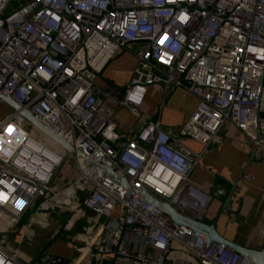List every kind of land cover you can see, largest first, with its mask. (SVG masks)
<instances>
[{
    "label": "built area",
    "instance_id": "built-area-1",
    "mask_svg": "<svg viewBox=\"0 0 264 264\" xmlns=\"http://www.w3.org/2000/svg\"><path fill=\"white\" fill-rule=\"evenodd\" d=\"M133 45L132 76L114 96L95 79ZM263 74L264 0H0V92L76 151L66 155L44 133L36 139L40 130L18 111L0 120V264H22L2 233L20 223L41 188L51 192L55 168L66 156L72 157L73 174L61 190L82 193L81 205L105 218L118 208L121 226L155 250L117 245L114 264H165L174 245L192 264H254L208 244L83 156L111 166L135 189L201 214L204 202L190 198L186 185L201 152L182 140L205 150L230 122L254 148L264 147ZM178 85L197 98L178 132H167L159 119L118 130L117 108L139 118L150 86ZM53 156L57 164L39 179L40 164L50 166ZM92 245L91 238L76 250L83 255Z\"/></svg>",
    "mask_w": 264,
    "mask_h": 264
},
{
    "label": "crops",
    "instance_id": "crops-1",
    "mask_svg": "<svg viewBox=\"0 0 264 264\" xmlns=\"http://www.w3.org/2000/svg\"><path fill=\"white\" fill-rule=\"evenodd\" d=\"M135 48L133 45L132 49L120 51L106 63L101 72L106 80L100 87L121 96L136 63ZM196 100L183 85L168 90L150 86L139 118L125 107L117 108L118 130L135 129L141 121L159 119L167 132H178L193 112ZM182 141L191 150L201 152L199 165L189 173L186 185L188 196L205 204L201 214L190 208H183L182 212L206 223L215 221L224 237L261 249L264 245V147L254 148L230 122L223 125L205 150L190 138ZM60 173L57 172L52 182L51 192L36 197L34 212L29 211L30 206L19 224L2 233L7 247L17 252L22 264H114L115 248L121 244L155 253L127 227L121 226L118 208L105 218L82 206L83 196L64 198L62 184L70 181L72 175ZM228 191L231 193L229 208L223 209ZM77 204L79 209L74 210ZM91 238L92 247L80 255L76 247ZM165 264H192V260L174 245Z\"/></svg>",
    "mask_w": 264,
    "mask_h": 264
},
{
    "label": "water",
    "instance_id": "water-1",
    "mask_svg": "<svg viewBox=\"0 0 264 264\" xmlns=\"http://www.w3.org/2000/svg\"><path fill=\"white\" fill-rule=\"evenodd\" d=\"M106 65H104L105 67ZM103 67V68H104ZM102 68V70H103ZM102 70L98 73V75L101 74ZM264 76V74H263ZM0 100L7 103L8 106L12 108L14 111H18L21 113L24 118L32 123L36 128H38L42 133L53 139L56 143L60 144V146L64 149L66 155H72L76 153L74 147L61 135L54 132L51 128H49L46 124L40 122L37 120L34 115L28 110V108L20 107L18 104H16L9 95L3 94L0 92ZM261 102L262 105L264 104V87L262 90V96H261ZM78 153V152H77ZM79 154V153H78ZM85 159L89 160L92 164H94L103 175H106L115 181L121 183L128 192H135L138 195H140L142 198H144L146 201H149L156 205L158 208H160L163 212L167 213L174 222L178 224H183L187 227H189L192 230H195L199 233H201L208 244H221L228 249H231L233 251L238 252L243 257H246L254 262V264H264V245L261 249H255L243 246L235 241H232L223 235L220 234V232L217 230L215 226V221L211 223H206L202 220H199L198 218L190 217L182 212L181 209L177 208L173 204H170L164 200H161L157 198L156 196L152 195L148 190L145 189H135L133 188L129 182L126 180L124 176H120L114 168L111 166H107L98 162H95L93 160L88 159L87 157L83 156ZM59 166L55 168L53 176L56 175L58 172ZM46 190L44 188H41L39 190V195L43 196L45 194ZM230 195L231 193L228 191L225 197L223 209H228V205L230 202ZM30 212H34V207L31 206L29 209Z\"/></svg>",
    "mask_w": 264,
    "mask_h": 264
},
{
    "label": "rangeland",
    "instance_id": "rangeland-1",
    "mask_svg": "<svg viewBox=\"0 0 264 264\" xmlns=\"http://www.w3.org/2000/svg\"><path fill=\"white\" fill-rule=\"evenodd\" d=\"M98 80L100 81V82H98ZM104 80H106L105 79V77H104V74H100V75H98L97 77H96V79H95V83L97 84V85H99V86H101L102 84L101 83H104ZM12 110V108L10 107V106H7V103L6 102H4V101H2V100H0V120L3 118V117H5L10 111ZM28 126L30 127V128H35V126L32 124V123H30V122H28ZM37 130V129H36ZM41 136H43V134H42V132L41 131H35V135H34V137L36 138V139H38L39 141H41ZM47 136V135H46ZM44 137V136H43ZM48 137V136H47ZM47 142H50V139H48V140H46ZM71 156H66L65 157V159H64V161L60 164L61 165V167H59V169H58V173L61 175V173L60 172H65L66 173V175H67V177L68 176H71L72 174H73V167H72V165H71ZM69 181H67L66 183H64V184H62V185H65V184H67ZM62 187V186H61ZM62 194H63V196H64V198H68V199H73V198H76V193L79 195V196H83V194L82 193H79V192H74V191H69V190H63L62 192H61ZM9 230H12V229H9Z\"/></svg>",
    "mask_w": 264,
    "mask_h": 264
},
{
    "label": "bare ground",
    "instance_id": "bare-ground-1",
    "mask_svg": "<svg viewBox=\"0 0 264 264\" xmlns=\"http://www.w3.org/2000/svg\"><path fill=\"white\" fill-rule=\"evenodd\" d=\"M57 164V157L53 156L52 159L50 160V166H46L45 163L40 164V171H38V177L39 179H46L49 173V170L52 165Z\"/></svg>",
    "mask_w": 264,
    "mask_h": 264
},
{
    "label": "trees",
    "instance_id": "trees-1",
    "mask_svg": "<svg viewBox=\"0 0 264 264\" xmlns=\"http://www.w3.org/2000/svg\"><path fill=\"white\" fill-rule=\"evenodd\" d=\"M260 117L264 119V108H263L262 111L260 112Z\"/></svg>",
    "mask_w": 264,
    "mask_h": 264
},
{
    "label": "snow or ice",
    "instance_id": "snow-or-ice-1",
    "mask_svg": "<svg viewBox=\"0 0 264 264\" xmlns=\"http://www.w3.org/2000/svg\"><path fill=\"white\" fill-rule=\"evenodd\" d=\"M9 131H11V128L9 129Z\"/></svg>",
    "mask_w": 264,
    "mask_h": 264
}]
</instances>
